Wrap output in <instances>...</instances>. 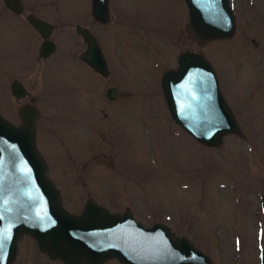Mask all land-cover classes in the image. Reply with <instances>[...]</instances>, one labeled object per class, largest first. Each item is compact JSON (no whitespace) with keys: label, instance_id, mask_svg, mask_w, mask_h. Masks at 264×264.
<instances>
[{"label":"rangeland","instance_id":"1","mask_svg":"<svg viewBox=\"0 0 264 264\" xmlns=\"http://www.w3.org/2000/svg\"><path fill=\"white\" fill-rule=\"evenodd\" d=\"M24 1H35L36 15L56 25L57 49L40 59V35L20 16L0 15V90L7 84L0 114L17 124L18 107L34 97L37 148L65 208L79 213L88 200L111 212L128 208L142 225L160 223L186 237L213 264H261L264 0H231L234 34L208 42L189 30L183 0H109L105 23L93 19L91 0ZM77 24L97 38L106 77L79 59L85 43ZM183 51L210 62L240 126L218 147L198 143L166 106L161 77L177 67ZM14 79L27 97L11 95ZM111 86L119 93L115 100L105 97ZM15 264L63 263L24 236Z\"/></svg>","mask_w":264,"mask_h":264},{"label":"water","instance_id":"2","mask_svg":"<svg viewBox=\"0 0 264 264\" xmlns=\"http://www.w3.org/2000/svg\"><path fill=\"white\" fill-rule=\"evenodd\" d=\"M4 1L11 5L16 0ZM183 1L188 28L198 41L228 39L234 34L231 0ZM108 4L109 0H91L95 20L108 21ZM28 22L44 39L39 57L45 59L56 51V44L48 39L52 26L33 15ZM76 34L85 43L79 59L106 77L108 63L95 35L83 26H77ZM160 85L171 119L198 143L218 147L226 135L240 133L216 73L201 53H179L177 67L163 73ZM11 91L17 99L26 96L18 81L11 83ZM118 96L116 87L105 91L108 100ZM17 113L19 125L0 115V264H12L24 235L34 238L41 252L64 264H104L112 259L120 264H213L186 237L160 223L144 226L128 208L111 212L88 200L79 213L67 210L37 148V109L25 104ZM260 200L264 211V193ZM260 261L264 264V242Z\"/></svg>","mask_w":264,"mask_h":264},{"label":"flooded vegetation","instance_id":"3","mask_svg":"<svg viewBox=\"0 0 264 264\" xmlns=\"http://www.w3.org/2000/svg\"><path fill=\"white\" fill-rule=\"evenodd\" d=\"M1 2H2V5H1V7H0V15L2 16L4 13H7V12H11L12 14H14V15H16V16H20L21 17V19H25V21L31 26V24L28 22V17L30 16V15H33V16H35V17H37V18H39V19H41V20H43V21H45V22H47V23H49L51 26H52V32H53V30H54V28L56 27V25H54L53 23H50L48 20H46L45 18H43V17H39L38 15H36V13H35V5L33 4L35 1H32V2H30V1H24V0H16L15 1V3L14 4H11V5H9V4H7L4 0H0ZM34 11H33V10ZM92 15V14H91ZM93 17V16H92ZM93 19H94V17H93ZM95 20V19H94ZM96 22H99V21H97V20H95ZM99 23H101V22H99ZM77 26H83V25H80V24H77L76 26H75V33H76V28H77ZM32 27V26H31ZM83 27H86V26H83ZM33 28V27H32ZM88 28V27H87ZM34 29V28H33ZM89 29V28H88ZM35 30V29H34ZM36 31V30H35ZM37 32V31H36ZM51 35H52V33H51ZM51 35L49 36V38L48 39H50V40H52L55 44H56V42L52 39V37H51ZM41 37V36H40ZM41 39H42V41L44 40L42 37H41ZM97 39V38H96ZM42 41H41V43H42ZM98 41V40H97ZM40 43V44H41ZM39 48H40V45H39ZM56 49H57V45H56ZM56 52V51H55ZM54 52V53H55ZM53 53V54H54ZM0 54H1V52H0ZM53 54H51V55H53ZM50 55V56H51ZM50 56H48V57H50ZM38 57H39V49H38ZM47 57V58H48ZM40 58V57H39ZM47 58H45V59H47ZM40 59H42V58H40ZM42 60H44V59H42ZM86 64V63H85ZM87 65V64H86ZM88 66V65H87ZM93 70V69H92ZM94 71V70H93ZM97 73V72H96ZM99 74V73H98ZM100 75V74H99ZM13 81H18V83H19V85L20 86H22V87H24L25 89H26V96L25 97H27L28 95H29V92H28V90H27V88L24 86V84L20 81V80H18V79H14V80H12L11 82H10V84H9V88H10V93H11V95L13 96V94H12V91H11V83L13 82ZM6 83H1V92H5V89L7 88L6 87ZM111 87H113V86H111ZM109 88V87H108ZM117 89V88H116ZM117 92H118V90H117ZM119 94V93H118ZM14 97V96H13ZM25 97H23V98H25ZM15 98V97H14ZM23 98H20V99H23ZM17 99V98H16ZM33 99V100H32ZM33 102H34V97L33 96H29V102L28 103H24V104H22V105H25V104H32L33 106H34V104H33ZM21 106V105H20ZM35 107V106H34ZM36 108V107H35ZM37 109V108H36ZM18 110V109H17ZM37 111H38V109H37ZM1 115V114H0ZM3 117V116H2ZM38 117H39V112H38ZM38 117H37V119H38ZM7 120V119H6ZM8 121V120H7ZM9 122H11V121H9ZM12 123V122H11ZM21 123V120H20V122L19 123H17V124H15V123H12V124H14V125H19ZM36 123H37V120H36ZM37 125V124H36ZM36 125H35V130L37 131V129H36ZM50 178V177H49ZM57 187V186H56ZM98 204V203H97ZM24 236H28L30 239H32L34 242H35V245H36V248H37V250L40 252V253H42V254H44L49 260H54V261H56V260H58V259H51L46 253H44V252H41L39 249H38V247H37V244H36V241H35V239L34 238H32V237H30L29 235H24ZM23 236V237H24ZM22 239V238H21ZM21 239L18 241V246H17V253H16V257H15V259H14V261L12 262V264H15V262H16V260H17V255H18V250H19V246H20V241H21ZM58 261H60V260H58ZM61 262V261H60ZM63 263V262H62ZM64 264V263H63Z\"/></svg>","mask_w":264,"mask_h":264}]
</instances>
